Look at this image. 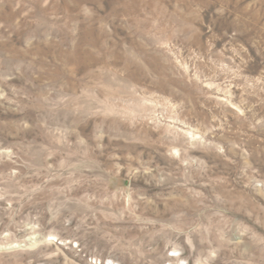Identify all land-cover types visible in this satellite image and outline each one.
I'll list each match as a JSON object with an SVG mask.
<instances>
[{"label": "rangeland", "instance_id": "rangeland-1", "mask_svg": "<svg viewBox=\"0 0 264 264\" xmlns=\"http://www.w3.org/2000/svg\"><path fill=\"white\" fill-rule=\"evenodd\" d=\"M0 264H264V0H0Z\"/></svg>", "mask_w": 264, "mask_h": 264}]
</instances>
